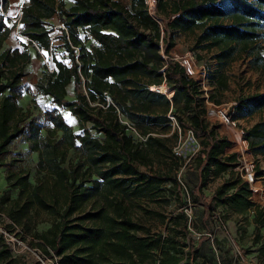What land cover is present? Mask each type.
<instances>
[{"label": "trees", "instance_id": "obj_1", "mask_svg": "<svg viewBox=\"0 0 264 264\" xmlns=\"http://www.w3.org/2000/svg\"><path fill=\"white\" fill-rule=\"evenodd\" d=\"M69 2L26 0L16 27L6 17L10 0H0V168L6 169L7 187L18 190L19 195L34 189L24 170H15L12 162L5 161L11 143L25 132L20 125L24 118L19 119L23 110L18 101L22 93L21 81L29 74L26 67L31 65L33 56L42 58L39 51L48 53L51 50L54 71L48 73L44 68L47 80L35 84L38 93L49 98L50 104L55 106L45 110L42 116L51 129L43 137L41 125L30 122L26 140L29 149L38 154V167L54 176L60 185L66 181H70L69 186L75 185L70 171L63 166L70 150L81 151L89 168L96 169L75 185L74 203L85 202L102 190L111 195L118 189L125 192L127 182L135 185V195L156 190L164 181L173 184L178 198L181 189L187 194L176 177L148 179L135 165L141 157L140 140L160 145L151 137L152 127L168 125L171 120L167 113L172 110L179 126L189 129L200 142V150L193 155L198 164L197 183L190 193L202 207L203 224L213 219L212 212L218 205L237 213L255 208V222L264 225L262 212L241 179L227 181L217 189L212 198L216 205L202 193L204 174L209 171L221 174L233 169L236 154H227L229 141L219 138L215 127L203 120L204 111L197 99L201 92L186 79L184 70L167 61L166 68L161 71L165 62L159 54L160 29L148 15L143 1ZM169 6L171 9L167 11L166 1L158 0L159 14L170 12L174 15L167 24L171 38L199 31L197 43L202 50L217 49L214 58L219 67L244 54L252 58V67L264 71V55L259 44L264 38V0H202ZM54 17L58 20L56 29L51 22ZM15 27L19 47H5ZM54 37L57 39L53 40ZM24 38L27 43L22 40ZM28 46H33L35 51L28 50ZM171 47L169 44L168 49ZM64 55L65 59L59 58ZM213 76L209 75L210 81L219 92L228 88L222 72L217 71ZM163 82L174 90L171 100L149 90L150 86ZM70 88L75 95L73 100L67 98ZM58 109L68 111L77 120L81 133H74ZM177 110L188 111L190 121L181 120L176 115ZM234 110L248 114L264 110V94L240 97ZM243 132L249 149L255 154H264V121ZM93 133L103 137H94ZM172 159L178 165V158L172 156ZM88 182L91 185L85 186ZM112 205L114 216L103 209L80 213L82 215L76 220H90L92 226L82 223L69 226L67 218L76 207L67 205L56 225L36 235L45 247V256H59V264H195L194 253L203 247L206 238L200 237L196 245L191 239L188 244L171 242L156 256L154 243L135 236L137 224L124 214L122 200ZM0 211L17 226H23L22 219L29 215L25 204L21 205L19 199H10L8 195L0 197ZM180 217L187 222L183 212ZM185 248L188 251L185 252ZM2 253L0 251V256Z\"/></svg>", "mask_w": 264, "mask_h": 264}, {"label": "rangeland", "instance_id": "obj_2", "mask_svg": "<svg viewBox=\"0 0 264 264\" xmlns=\"http://www.w3.org/2000/svg\"><path fill=\"white\" fill-rule=\"evenodd\" d=\"M165 1L168 5L167 11H170L169 5L171 4H182L188 1L199 3L202 0ZM167 13L169 14L167 15ZM167 13L161 12L159 14L165 24H168L174 17L173 13ZM10 23H14L17 27L15 21ZM16 27L12 32L11 42L5 47L19 43ZM56 32L55 30L54 34ZM164 34V45L172 44V47L167 52L164 47L163 55L166 57V61L175 62L177 57H181L188 51L200 71L207 72L211 76L217 75V71H219L226 76L228 83L226 90L219 92L217 86H215L218 92L219 104L215 101L211 103L202 93L197 96V99L202 104L199 107H201V111H204L202 118L205 123L210 127H215V132L219 138L229 141L230 147L226 150L227 154H235L236 145L233 136L237 135V131L239 133L243 132L256 123L264 121V110L253 114L239 113L234 110V106L240 97L256 93L264 94V71L252 67V58L244 54L240 55L236 60L219 67L214 58L217 49L202 50L197 43V38L200 35L199 31L189 34L181 33L172 38L168 30ZM55 39L57 37L53 38V40ZM22 40L27 43L25 38ZM259 44L262 47L260 52L264 55V38L259 40ZM28 50L35 51L33 46H28ZM60 57L62 59L66 58L65 55ZM26 70L29 71V74L21 81L22 93L18 101V106L23 110L19 119L24 118L20 125L24 126L25 132L9 146L10 154L5 162H12L15 170H24L34 189L19 195L18 190L7 187L5 180L6 169L0 168V197L8 195L10 199H19L21 205L25 204L27 206L29 214L22 219L23 223L21 224L23 226H17L5 216L4 211H0V251L3 252L0 256V264H59V256L55 254H52V258L45 256L43 251L45 247L41 244V240L36 238V235L45 233L56 225L60 221V215L67 205L76 207L75 211L67 218L69 226L76 223L92 226L93 223L90 220L81 222L76 220L79 215H82L80 213L103 209L114 216L112 204L117 200H122V205L125 208L124 214L137 224L138 228L134 231L135 236L154 243L153 250L156 256L159 255L161 248L167 249L171 242L180 241L188 244L189 239H191L193 244L196 245L199 238L204 237L207 241L201 249L194 253L195 264H264V225H259L257 234L252 240L246 235L245 238L238 240L231 236L229 228L224 221L240 215L244 219L255 217V208L244 213H237L217 205L214 212H212L213 219L211 220L220 224L219 233L204 230L201 221L202 207L190 193L197 183L198 164L194 160L193 155L200 150V142L194 138L193 134L192 138L188 135L189 129H183L179 126L177 117L172 116V110H169L167 116L169 119L173 117L174 120L170 119L171 121H169L168 125L152 127L151 137L157 139L160 145L152 141L145 144L144 141L140 140L143 145L141 157L137 158L135 165L140 171L144 172L148 179L154 176L176 177L187 190V194L182 193L181 189L179 191L181 196L178 198L173 184L170 181H164L156 190L145 191L140 195H135L133 193L135 185L127 182L125 184V192L118 189L111 195L107 193V190H102L98 194L91 195L85 202L74 203L75 195L73 191L75 185L83 182L87 178V173H93L96 169H90L86 163V156L81 151L75 150H70L67 153L63 165L70 171V178L75 180L74 186H69L70 181L60 185L56 182L54 176L49 175L38 167V154L29 149V143L26 140L28 127L30 122L41 125V135L46 137V131L51 129V125L46 123L42 116L45 110L55 106L50 104L49 98L40 95L35 88L37 82L46 81L48 78L43 72V59L36 58L31 65L26 67ZM67 98L69 100L75 99L72 88H70ZM107 100L110 101L109 98ZM177 109H181V107H177ZM220 110L234 124L233 129H229L220 118L217 112ZM58 111L64 116L66 122L72 126L74 133H81L77 120L70 116L68 111L64 109H58ZM222 111H220L221 114H223ZM176 115L184 122L190 121L191 116L188 111L177 110ZM92 135L99 138L103 137L100 134L93 133ZM134 141L137 143L139 140ZM176 146L182 147L181 155L177 156L178 165H175L172 159V156L174 157L173 149ZM252 153L255 172L260 180L261 190L257 196H252L251 199L262 212V218H264V154ZM92 179L97 178L92 176ZM237 179H241V176L236 166L221 174L209 171L204 174L202 193L210 203L216 205L212 198L217 189L227 181ZM90 185V182L85 184V186ZM2 209L5 210L6 206H3ZM185 211L187 213L191 212L189 213L190 216ZM181 212L186 215V223L180 217ZM231 222L229 221L228 223L231 224ZM47 251L51 253L49 248H47ZM186 251H188L187 248H185ZM235 254L236 260L231 258ZM253 256L256 261L250 260ZM241 259L245 260L246 263Z\"/></svg>", "mask_w": 264, "mask_h": 264}, {"label": "built area", "instance_id": "obj_3", "mask_svg": "<svg viewBox=\"0 0 264 264\" xmlns=\"http://www.w3.org/2000/svg\"><path fill=\"white\" fill-rule=\"evenodd\" d=\"M142 1L146 8L148 15L153 21H155L158 24L159 29H160L159 54L165 62V66L161 70L163 71L167 65L166 57H164L163 55L164 47L166 48V52L168 51L167 50L168 45L166 44L164 45L163 43L164 35H165L164 32L168 30L167 24H165L162 17L158 13V0H142ZM20 18H21V13L18 15V18L15 19V22L19 23ZM39 53L42 55L45 70L48 73H53L54 66L52 63L51 50L48 53H41L40 51ZM174 63L176 67H180L184 70L186 79L192 82L193 84H195L199 88V91L203 95H205V97L208 98V100L211 103L215 101L217 104H219L218 92H217L216 87L210 81L209 73L200 71V68L196 66L195 62L193 61L191 57V54L188 51H186L183 55H181V57H177ZM164 85L167 88L165 91L162 92L160 88L161 86H164ZM149 90L151 92L164 95L168 100H171L174 94V90L171 87H169L168 84H166V82H163L161 85H152L149 87ZM220 111H217V112L220 114ZM170 119L174 120L173 117H171ZM129 128L130 130L135 132V129L133 127H129ZM192 134L193 133L189 130L188 135L191 138H192ZM238 134L240 135V138L234 137V143L236 145V149H235L236 167L238 171L240 172L242 181L245 184H247L248 188L250 189L252 193V196L255 197L259 194L261 190V184L255 172L254 156H253L252 151L249 149L247 142L244 139V132H240V133L238 132ZM181 152H182V147L180 146H176L173 149V154L176 157L180 156ZM185 212L188 216H190L189 213L191 212L189 213H187V211Z\"/></svg>", "mask_w": 264, "mask_h": 264}, {"label": "crops", "instance_id": "obj_4", "mask_svg": "<svg viewBox=\"0 0 264 264\" xmlns=\"http://www.w3.org/2000/svg\"><path fill=\"white\" fill-rule=\"evenodd\" d=\"M66 3H70L69 0H65ZM26 4V0H10L9 3V9L7 12V16L9 19H11L12 21H15V19L18 18V15L21 13V8L23 7V5ZM14 15V16H13ZM51 22L55 25V28L58 26V20L56 17H54ZM17 27H18V23L16 22ZM13 36V34H12ZM12 36L8 39V41L6 42L7 44H9L11 42V38ZM12 47H19V43H17V45H13ZM36 60V57H32L31 59V63ZM249 211V210H248ZM251 213V212H250ZM227 227L229 228V231L231 233V236L235 239H242L245 238V235L250 238L251 240L256 236L257 234V229L259 228V225L255 222V217H251V218H241V215L239 217H233V219H227L224 220ZM232 221L231 224H229L228 222ZM203 228L205 231L207 232H214V233H219L220 230L219 226L220 224L217 221H213V220H209L207 221V225L203 224ZM247 238V239H248ZM231 258H233L234 260H236V254L232 255ZM255 257L253 256L250 260H255ZM244 263L245 260L241 259Z\"/></svg>", "mask_w": 264, "mask_h": 264}, {"label": "bare ground", "instance_id": "obj_5", "mask_svg": "<svg viewBox=\"0 0 264 264\" xmlns=\"http://www.w3.org/2000/svg\"><path fill=\"white\" fill-rule=\"evenodd\" d=\"M166 86L164 85V86H161V88H160V90L163 92V91H165L166 90ZM219 114V113H218ZM219 116H220V118L223 120V122L226 124V126L229 128V129H233L234 128V126H233V124L231 123V121H229V119L225 116V115H223V114H219ZM233 137H237V138H240V135L238 134V132H237V135H235V136H233Z\"/></svg>", "mask_w": 264, "mask_h": 264}]
</instances>
